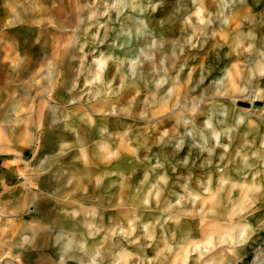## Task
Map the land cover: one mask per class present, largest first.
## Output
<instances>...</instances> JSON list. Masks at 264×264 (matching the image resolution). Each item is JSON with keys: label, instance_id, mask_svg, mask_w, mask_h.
<instances>
[{"label": "rangeland", "instance_id": "374dc122", "mask_svg": "<svg viewBox=\"0 0 264 264\" xmlns=\"http://www.w3.org/2000/svg\"><path fill=\"white\" fill-rule=\"evenodd\" d=\"M55 1L41 16L52 30L50 52L39 53L72 39L49 87L73 133L55 134L41 149L31 113L43 81L25 78L20 93L8 77L14 54L6 56L0 264H78L14 229L30 219L23 195L38 188L45 157L47 172L75 169L78 178L52 199L71 202L78 218L96 210L87 218L105 235L100 263L128 248L130 264H264V239L249 241L245 257L227 247L264 215V0H66L65 20L63 0ZM47 210L38 207L36 217L63 220L61 209L49 219Z\"/></svg>", "mask_w": 264, "mask_h": 264}, {"label": "bare ground", "instance_id": "6f19581e", "mask_svg": "<svg viewBox=\"0 0 264 264\" xmlns=\"http://www.w3.org/2000/svg\"><path fill=\"white\" fill-rule=\"evenodd\" d=\"M49 2L50 0H0V83L5 79L4 74H7L5 57L11 54H14L13 58H9L11 59L10 63L13 64L11 66L13 71L8 77L19 80L16 87L20 93L23 94L29 85L24 82L25 78L30 77L33 81L38 78L43 81L42 85L34 87L36 93L32 92L33 95L36 94L40 99L34 104L32 109L31 124L35 131L34 139L41 144V149L44 152L48 150L42 143L46 142L48 138L55 134L68 133L70 135L73 133L71 125L67 124L68 110L64 102L58 100L55 97V91L52 90L53 88L49 87L50 83L54 85L59 81L56 79L58 75L56 73L65 69V66L63 67L61 63L68 57L66 54L72 47V39L70 40L66 35L61 36L62 39L58 37L62 40L60 50L52 51L50 54L46 53V56L43 55V52L42 56L39 53L44 49H47L48 53L50 52L48 45L50 46L52 41V30L46 27V22L44 23L41 17L46 13ZM61 7L63 9V11L60 10L61 16L65 20L67 18L65 17L67 12L66 0H63ZM39 58H41L43 63L42 71L38 74L37 63ZM31 84L30 87L35 86ZM61 85L63 96L70 94L66 88L68 87L66 78H63ZM27 93H29V90ZM54 125H56L57 130L51 129ZM64 142L67 141L63 138L62 143ZM50 160L51 157H45V161L41 164V169L45 170V173L36 179L39 184L38 188L23 195V202L28 204V208L25 211L32 207L33 212H28L30 213V219L17 220L14 223V229L20 236L27 234L28 242L31 245L39 247L50 246L51 253L56 256L57 260L71 258L76 259L78 264H103L100 262H102L103 258L102 246L104 245L105 235L99 236L97 234L101 227L97 220L92 221L87 218L90 213H97L96 210H92L90 213L84 212L85 215L78 218L76 215L79 213V209L76 206L73 207L71 202L66 203L62 207H58L54 203L52 197L65 193V188L69 182L74 178H78V176L73 172L75 171L74 168H68L63 165H56V172L54 173L47 172ZM5 192L6 189L3 188L1 194H5ZM38 207L48 209V219L55 214H59L58 210L61 209L63 211L61 214L63 220L53 225L50 224L51 221L49 222V220L46 223L39 220L36 217ZM255 239H264V215H256L252 220L251 233L249 235L246 232L238 233L233 245L227 246L228 251L235 256L241 255V257H245L243 253L247 248L248 242L252 243ZM119 243L118 241L113 242L108 248H113ZM129 254L128 248L118 249V251L111 250L109 252L110 258L105 264H109L110 261H115L120 257L125 258L123 264H130V261H126ZM240 258L238 257L239 260ZM195 261H192L193 263L191 264H196ZM232 264L238 263L233 262Z\"/></svg>", "mask_w": 264, "mask_h": 264}]
</instances>
